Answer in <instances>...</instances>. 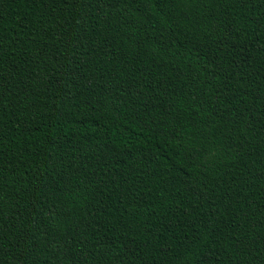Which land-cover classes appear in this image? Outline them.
Returning <instances> with one entry per match:
<instances>
[{
	"label": "trees",
	"instance_id": "obj_1",
	"mask_svg": "<svg viewBox=\"0 0 264 264\" xmlns=\"http://www.w3.org/2000/svg\"><path fill=\"white\" fill-rule=\"evenodd\" d=\"M0 264H264V0H0Z\"/></svg>",
	"mask_w": 264,
	"mask_h": 264
}]
</instances>
